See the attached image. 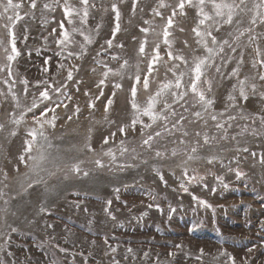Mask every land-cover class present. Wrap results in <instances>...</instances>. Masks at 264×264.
<instances>
[{"label": "rangeland", "instance_id": "374dc122", "mask_svg": "<svg viewBox=\"0 0 264 264\" xmlns=\"http://www.w3.org/2000/svg\"><path fill=\"white\" fill-rule=\"evenodd\" d=\"M45 2H51V0H39L35 18L26 16L21 24L17 25L18 35L23 31L21 25H27L29 38L27 43L18 40L17 46L22 55L13 65L14 71L18 73L17 83L13 85V88L17 94L21 93L23 86L18 82L20 77L30 81L29 96L32 92L38 91L34 87L37 81L47 79L52 83L54 77L55 80L60 81V84L66 83L65 93L73 96L69 108L79 103L83 109L81 117L79 120L74 118L71 122L61 119L55 131L48 129V133L54 145L58 146L65 156L91 158V154L76 152L73 149L74 145L83 147L84 137L89 127L94 129L93 146L99 148L98 142L101 135L115 130L116 127V125L110 126L107 120H115L118 125L127 123L131 119L127 105V80L124 81L125 92L117 93L113 108L108 113L103 110V98L97 100V110L92 112L85 103L87 97L83 95L86 88H91L93 97L100 91L93 87V83L101 79V72L104 69L92 60V56L96 55L97 50L100 49L102 40L110 35L113 13L110 10L107 13L103 12L99 9V5L102 2L108 7L113 0H95L97 9H90L86 27L94 28L98 23L103 26L100 37L94 45L89 46V55L83 60L75 57L61 59L56 56L59 49L53 41L54 37L61 32L56 25L63 19L62 9L45 12L48 23L44 25L41 23L40 6ZM69 2L79 6V0H69ZM115 2L120 4L122 11V31L117 34V40L122 41L125 48L107 49L105 46L106 50H103V54L97 56V59L104 60L113 68L119 67V62L111 60L114 55L121 57L120 62L126 58L129 59L130 64L135 63V50L140 42L139 38L143 36L138 26L149 27L143 23L144 20H151L156 31L160 30L159 25L162 23L160 18L154 17L151 11V8L158 6L159 0H140L131 23H129L131 0H127V3H120V0ZM164 2L174 4L175 0H164ZM24 5L21 10L22 15L28 10L27 0H24ZM159 11L165 16L170 14L167 8H160ZM189 13L191 16L192 10H189ZM177 20H183V18L177 17ZM192 23L193 21L189 19L183 26L189 27ZM65 27L70 30L72 25L65 23ZM53 28H56V32L50 35ZM133 36L137 37L135 42L132 40ZM175 36L181 39L188 38L189 43H192L187 32H176ZM74 39L83 41L78 34L74 36ZM148 39L150 41L155 39L154 33H150ZM175 47H182L179 39ZM69 51L78 52V47H71ZM187 52L186 49L185 53ZM64 55L66 56L67 53L65 52ZM2 58L3 53L0 51V62ZM247 59L246 56L245 60ZM45 60H49L47 65L44 64ZM59 63L66 64L69 69H72L73 65L80 68L79 72L73 69V81L65 80L66 70L62 69L60 74L56 75V67ZM45 66L49 69L47 73L43 71ZM141 67L143 68V64ZM92 68L96 71L92 72ZM248 73L249 68L246 64L241 78ZM5 76L6 73H0V80H3ZM81 79L84 81L83 84L79 83ZM118 79L119 77H110L112 81ZM232 83L233 81L225 80L217 95L226 93ZM60 84L55 86L60 87ZM77 87L80 88L78 93ZM7 88L8 85L0 83V90L6 91ZM104 91L107 96L109 89L106 88ZM139 100L143 103V94ZM251 103L253 102L249 101V104ZM0 104L4 105L0 108V122H5L6 112L12 110L11 98L9 97L5 102L4 98L0 97ZM221 107L222 104H217L218 109ZM57 112L61 116L64 115L62 108L57 109ZM233 112L235 113V110ZM233 124L230 134H235L239 131V125L244 124L249 125V134L238 137L239 145L235 142L228 144L222 142L221 147L225 149L247 147L250 152L257 153L255 158L245 152L234 150L221 152L219 148L210 151L205 147L201 149L199 155H216L222 163L217 161L209 165L204 160L193 161L188 166V175L183 176L182 168L178 166L183 159L182 156L168 160H155L151 153H143V149L139 147V133H130L127 144L130 153L120 157L117 151V156L120 161L126 160L128 163L138 164V168L120 172L119 170L109 171L107 168L95 170L94 165L85 164L82 167L90 170L89 177L70 176L69 179L64 180L62 174L56 177L45 176L48 191L40 185L29 189L27 193L20 188L26 169L21 166L19 176L12 172L13 165L17 163L16 156L21 151L24 126H21L20 135L15 138L8 137L6 129L5 133L0 134V168L8 170L9 179L4 181L0 173V190L6 193L4 199H7L9 203L5 205L3 199H0V209H8V222L17 231L13 233L8 228H0V232L11 235V240L7 243L6 235L5 238H0V245L6 247V251H0V262L2 264H52L55 261L56 264H109L115 258L120 261V264H225L227 258L223 252L226 250L236 257L237 264H240L241 258H246L248 264H264V165L258 162L260 153L264 152V135L254 137L250 134L253 127L261 128L258 120L255 125L251 124V120H237ZM188 127L191 131L193 128L198 129L199 126L189 125ZM214 132L215 129L211 127L210 121L209 134ZM60 136H63V139H59ZM120 139L121 136L118 133L115 143L110 142V145L104 147L117 148ZM133 147L148 158L149 165L152 167L144 165L140 160L131 159ZM172 147L177 145L169 143L168 148ZM70 149L71 151H68ZM234 156L239 160V164L233 159ZM104 159L107 161L106 157ZM153 167L160 168L165 174L167 187L154 176ZM229 167L233 169L238 167L245 175L237 179L234 172L228 171ZM172 172L175 175H172ZM193 175L204 179L189 182ZM217 176L223 177L224 183L228 185L227 188L219 183ZM181 183L188 187L187 193L179 187ZM5 184L8 187H5ZM115 188H119L120 191L115 192ZM193 196L206 201L211 207L206 208L200 205ZM107 200H112L110 211L116 219H112L105 211ZM42 203L48 209V212L44 214L39 213ZM3 215L4 213L0 211V216ZM47 224H52L54 227L47 228ZM65 227L70 229V235L64 231ZM53 236L54 240L51 239ZM105 238L117 249L115 253H112L104 244ZM92 241L96 242L95 245ZM57 244L68 251L61 253L57 247H54ZM128 248L133 249L132 254L127 252ZM201 249L204 251L203 255H201ZM248 249L252 251L249 252ZM9 251L13 255H7ZM106 251L110 254L104 255ZM145 253H148L147 257Z\"/></svg>", "mask_w": 264, "mask_h": 264}, {"label": "snow or ice", "instance_id": "6c2138e0", "mask_svg": "<svg viewBox=\"0 0 264 264\" xmlns=\"http://www.w3.org/2000/svg\"><path fill=\"white\" fill-rule=\"evenodd\" d=\"M120 3H127V0H120ZM27 4L28 10L22 15L24 0H0V30H2L0 31V51L3 53L0 73H6L0 83L8 85L6 91L0 90V97H3L5 102L10 97L12 103V110L6 112L7 120L0 122V134L5 133L7 129V136L15 138L20 135L21 126H24L21 151L16 156L17 163L12 167V172L16 176L20 175L21 166L26 169L23 173L24 179L20 183L23 192L27 193L29 189L40 185L48 191L45 176L56 177L62 174L64 180L69 179L70 176L87 178L90 170L82 167L85 164L94 165L95 170L107 168L109 171L119 170L120 172L138 168V164L128 163L126 160L120 161L117 156V151L120 157H125L130 153L127 146L130 133H139V147L143 149V153H151L155 160H168L182 156L183 159L178 166L182 168L183 176L188 175L190 162L204 160L211 165L220 161L216 155H199L201 149L205 147L210 151L219 148L221 152L234 150L249 153L253 158L257 156L256 152H250L247 147L225 149L221 147V143L235 142L239 145L238 137L249 134L248 124L239 125V131L230 134L234 126L233 122L237 120H251L252 125H255L258 120L261 128L253 127L250 134L254 137L264 135V130H262L264 129V0H175L174 4H166L164 0H159L158 6L151 8V11L154 17H159L162 21L159 25L160 30L156 31L151 20H144L143 23L149 27L138 26L143 36L139 38L140 42L135 50V63L130 64L129 59L126 58L120 62L121 57L114 55L111 60L119 62V67L116 68L111 67L102 59H97V56L103 54V50H106L105 46L107 49L125 48L124 43L117 40V34L122 31V11L120 4L115 0L108 7L101 2L99 9L105 13L109 10L113 13V26L110 29V35L102 40L100 49L97 50L96 55L92 56V60L104 69L101 72V79L93 83V87L100 91L93 97L91 88H86L83 93L87 97L85 103L92 112H95L97 100L103 98V110L108 113L113 108L117 93L125 92L124 81L127 80V105L131 119L127 123L117 125L115 120H107L105 117L110 126L116 125V127L115 130L101 135L98 142L99 148L93 146L94 129L89 127L84 137L83 147L74 145L73 149L76 152L91 154V158L65 156L58 146L54 145L48 133V129L55 131L61 119L71 122L74 118L79 120L81 117L83 109L79 103L69 108L73 96L65 93L66 83L60 84V81L55 80L54 77L52 83L47 79L37 81L34 87L38 91L32 92L29 96L30 81L25 77H20L18 82L23 86L21 93L17 94L13 88L18 76L13 65L22 55L17 46L18 40L27 43L29 38L27 25H21L23 31L19 35L17 25L21 24L26 16L35 18L39 0H27ZM139 5L140 0H131L129 23L132 22L131 18L135 17ZM57 8L62 9L63 19L56 25V28L61 30L53 41L59 49L56 56L61 59L75 57L83 60L89 55V46L94 45L100 37L103 26L98 23L94 28L86 27L90 9H97V4L95 0H79V6H74L69 0L45 2L40 6L41 23L47 25L48 18L44 13L55 12ZM160 8L169 9L170 14L165 16L159 11ZM189 10H192L191 16ZM177 17H182L183 20H177ZM189 19L193 23L189 27L183 26ZM65 23L72 25L70 30L65 27ZM56 28H53L50 35L56 32ZM176 32H187L192 43H189L188 38L176 37ZM150 33L155 35V39L151 41L148 39ZM77 34L83 38L82 42L74 39ZM177 39L182 47H175ZM132 40L135 42L137 37L133 36ZM150 44L151 47H149ZM71 47H78V52L69 51ZM48 63L49 60L44 61L45 65ZM246 64L249 73L241 78ZM62 69L67 71L65 80L68 82L74 80L73 69L76 72L80 71V68L75 65L69 69L66 64L59 63L56 67V75H59ZM129 69H134V71H129ZM43 71L47 73L48 67L45 66ZM91 71L95 72L96 69L92 68ZM110 77H119V79L112 81ZM225 80L233 81V83L226 93L218 96L217 92ZM79 83L83 84V79ZM56 84H60V87H56ZM106 88L109 89L107 96L104 91ZM76 92H80L79 87L76 88ZM142 94L143 103L139 100ZM249 101L253 103L249 104ZM217 104H222V107L218 109ZM3 106L0 104V108ZM61 108L64 109L63 116L57 112V109ZM210 121L211 127L215 129L211 135L209 134ZM189 125L199 127L190 131ZM118 133L121 136L118 147L105 148L104 146L110 145V142L115 143ZM58 138L63 139V136ZM169 143L177 147L169 149ZM131 153L133 161L140 160L144 165L152 167L149 165L148 158L142 152H138L136 147L131 149ZM233 159L239 164L235 156ZM258 162L264 165V152L260 153ZM152 171L154 176L167 187V180L162 170L153 167ZM228 171L234 172L237 179L245 175L238 167L235 169L229 167ZM0 173L4 181L9 179L8 170L0 168ZM172 175L175 173L172 172ZM203 179V177L193 175L189 182ZM216 179L223 187H228L222 176H217ZM4 186L8 187L7 184ZM179 187L186 193L189 191L183 183L179 184ZM114 191L118 193L120 189L115 188ZM5 195L6 193L0 190V199H3V203L7 205L9 201L4 199ZM193 199L206 208L211 207L198 197L193 196ZM111 205L112 200H107L105 211L112 219H116L110 211ZM0 211L4 213L0 216V228H8L11 232H16L17 229L8 222V209L3 208ZM171 211L174 212L175 209ZM46 212L48 209L42 203L39 213ZM46 227L53 228L54 226L47 224ZM64 231L71 234L67 227ZM5 235L0 232V238H5ZM51 239L54 240L55 237ZM10 240L11 235L7 234L6 243ZM95 243L92 241L93 245ZM104 244L112 253L117 251L108 243L107 238L104 239ZM54 247H57L61 253L68 251L58 244ZM177 247H182V245H177ZM0 251H6L5 245H0ZM200 251L203 255V249ZM248 251L251 252L252 249ZM127 252L132 254L133 249L128 248ZM109 254L107 251L104 253V255ZM7 255L11 256L13 253L9 251ZM144 255L147 257L148 253ZM223 255L227 258L225 264H237L236 257L231 253L225 250ZM52 264L56 262L53 261ZM109 264H120V261L113 258ZM240 264H248L246 258H241Z\"/></svg>", "mask_w": 264, "mask_h": 264}]
</instances>
